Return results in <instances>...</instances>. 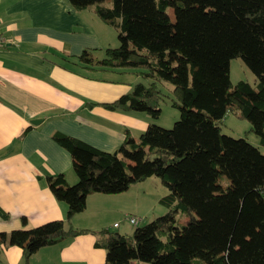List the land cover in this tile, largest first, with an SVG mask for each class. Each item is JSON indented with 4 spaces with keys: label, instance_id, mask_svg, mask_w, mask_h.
<instances>
[{
    "label": "trees",
    "instance_id": "1",
    "mask_svg": "<svg viewBox=\"0 0 264 264\" xmlns=\"http://www.w3.org/2000/svg\"><path fill=\"white\" fill-rule=\"evenodd\" d=\"M66 2L77 12L92 6L100 21L116 29L119 46L83 50L62 58L61 67L150 80L97 105L158 120L163 98L158 84L165 82L172 86L171 105L179 119L169 129L150 123L137 140L125 130L115 154L52 133L69 152L77 178L73 185L63 174L47 178L65 207L64 220L2 232L0 244L20 248L22 264L41 247L83 233L97 236L94 246L104 250L103 264H264V153L247 135H223L219 125L233 114L248 122L244 134L252 133L264 146V0ZM233 58H241L253 73L254 86L230 84ZM221 176L229 181L226 188L218 184ZM149 177L167 188L159 199L166 211L143 225L137 217L131 237L72 227L89 194H120ZM178 215L186 222L179 224Z\"/></svg>",
    "mask_w": 264,
    "mask_h": 264
},
{
    "label": "crops",
    "instance_id": "2",
    "mask_svg": "<svg viewBox=\"0 0 264 264\" xmlns=\"http://www.w3.org/2000/svg\"><path fill=\"white\" fill-rule=\"evenodd\" d=\"M110 27L95 16L92 6L77 12L66 0H0V37L5 41L0 46V212L7 215L0 213V233L64 220L65 207L54 198L47 178L63 174L68 185L77 178L69 152L52 139V133L113 153L122 144L125 130L137 140L155 123L141 112L110 111L97 105L150 80L131 73L77 74L60 66L62 58L78 56L83 50L99 53L114 48L118 39ZM247 140L264 153L256 137ZM145 181L120 194H89L85 209L72 218V227L109 229L131 237L133 228L123 220L128 212L143 224L155 217L142 209L148 199ZM161 194L154 199L157 204L167 193ZM177 220L186 222L180 215ZM115 223L117 227H112ZM96 240L92 233L63 239L38 249L28 264H103L105 252L94 246ZM0 264H22L20 248L0 244Z\"/></svg>",
    "mask_w": 264,
    "mask_h": 264
},
{
    "label": "rangeland",
    "instance_id": "3",
    "mask_svg": "<svg viewBox=\"0 0 264 264\" xmlns=\"http://www.w3.org/2000/svg\"><path fill=\"white\" fill-rule=\"evenodd\" d=\"M168 14L170 18L173 20V14L171 8L168 9ZM110 32L112 36L117 37V31L115 28L110 27ZM119 41L117 44L113 47H118ZM229 80L231 85H235L238 81H246L250 85L254 86L256 84V79L253 75V73L248 69V67L244 64L241 58H233L229 61ZM160 86V89L163 94L162 102L160 103V117L158 120H155V125L169 129L172 127L173 123L179 119V112L177 109L172 107L171 105V99H172V86L169 83L162 82ZM175 114V116H174ZM229 116V117H228ZM158 122V123H156ZM242 122V123H239ZM221 127V133L223 135L232 137V138H241L247 135L246 137H249V140H253L255 136L252 133L244 134L245 130L248 128L249 124L245 120H239L236 117L231 116V114L226 115L224 119L219 124ZM148 186V191L145 194V197H147V204H145L142 209L149 210V215L159 216L163 213H165L166 209L163 205L160 203H156L154 201L157 194L161 193H168L167 188L161 183L160 179L158 177H150L147 178L146 181L143 183ZM219 185H222L224 188H226L229 184V181L226 177L221 176L219 181ZM133 188V187H132ZM129 197H132L130 193H127ZM162 195V194H161ZM134 198H128V201H133ZM165 209L164 212H160L161 209ZM132 215L131 212L127 213L125 215V218L123 220L125 222H128V217ZM138 225H143V222H140ZM130 226L134 229L136 226L131 225Z\"/></svg>",
    "mask_w": 264,
    "mask_h": 264
},
{
    "label": "built area",
    "instance_id": "4",
    "mask_svg": "<svg viewBox=\"0 0 264 264\" xmlns=\"http://www.w3.org/2000/svg\"><path fill=\"white\" fill-rule=\"evenodd\" d=\"M5 43V41L0 37V46H2ZM128 223L131 225H136L137 222L139 221L138 218L134 217V216H129L127 219ZM117 223L113 224L112 227H117Z\"/></svg>",
    "mask_w": 264,
    "mask_h": 264
},
{
    "label": "water",
    "instance_id": "5",
    "mask_svg": "<svg viewBox=\"0 0 264 264\" xmlns=\"http://www.w3.org/2000/svg\"><path fill=\"white\" fill-rule=\"evenodd\" d=\"M41 120L39 119V120H32V124H37V123H39ZM113 154H115V152H113Z\"/></svg>",
    "mask_w": 264,
    "mask_h": 264
}]
</instances>
